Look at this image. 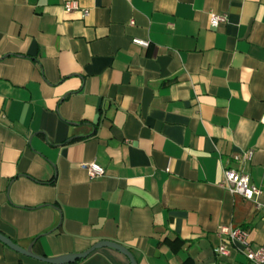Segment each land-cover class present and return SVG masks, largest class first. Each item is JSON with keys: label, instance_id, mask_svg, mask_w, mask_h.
I'll list each match as a JSON object with an SVG mask.
<instances>
[{"label": "crops", "instance_id": "obj_1", "mask_svg": "<svg viewBox=\"0 0 264 264\" xmlns=\"http://www.w3.org/2000/svg\"><path fill=\"white\" fill-rule=\"evenodd\" d=\"M225 168L264 204V0H0L3 235L45 257L110 241L137 264H247L217 230L260 246L263 215ZM0 264L47 263L0 242ZM72 264L130 262L102 247Z\"/></svg>", "mask_w": 264, "mask_h": 264}, {"label": "built area", "instance_id": "obj_2", "mask_svg": "<svg viewBox=\"0 0 264 264\" xmlns=\"http://www.w3.org/2000/svg\"><path fill=\"white\" fill-rule=\"evenodd\" d=\"M66 12L78 10L79 6L74 1H67L63 5ZM82 16L86 17L89 13L88 10H81ZM227 21L225 14L210 13L209 25L211 27H217L219 24H223ZM132 43L147 47L148 42L138 38H134ZM252 151L247 150L242 154V158L247 161L252 159ZM236 161L241 160V156L235 155ZM86 169L88 176L91 179L103 176L104 169L95 162L84 163L81 165ZM222 179L220 186L232 194H237L245 200H252L255 202L256 208L261 210L264 220V204L258 203L256 200L262 193L261 189L251 183L248 175L240 169L225 168L222 170ZM219 237H225L226 242L232 246H239L247 260V264H264V243L260 246H252L249 240V233L246 229L233 228L229 225H221L217 230ZM226 242H221L216 248L218 256H228L229 247ZM238 248V247H237Z\"/></svg>", "mask_w": 264, "mask_h": 264}, {"label": "water", "instance_id": "obj_3", "mask_svg": "<svg viewBox=\"0 0 264 264\" xmlns=\"http://www.w3.org/2000/svg\"><path fill=\"white\" fill-rule=\"evenodd\" d=\"M0 242L6 245L8 248L11 250L33 258L35 260L47 263V264H72L77 260L86 258L91 252H93L96 249L102 248V247H109L117 250L121 254H123L125 257L128 258L130 264H137L133 254L124 246L115 243V242H110V241H99L95 244H93L88 250L78 253V254H66V255H61V256H56V257H45V256H40L36 255L32 252L31 248L33 245V242L26 248L21 247L17 243L13 242L11 239L6 237L0 232Z\"/></svg>", "mask_w": 264, "mask_h": 264}]
</instances>
